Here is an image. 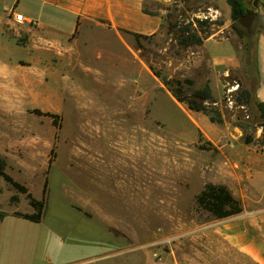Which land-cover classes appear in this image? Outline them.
I'll list each match as a JSON object with an SVG mask.
<instances>
[{
    "label": "rangeland",
    "instance_id": "rangeland-1",
    "mask_svg": "<svg viewBox=\"0 0 264 264\" xmlns=\"http://www.w3.org/2000/svg\"><path fill=\"white\" fill-rule=\"evenodd\" d=\"M220 1L171 0L167 7H153L168 9L163 29L152 35L140 34L143 37L138 40L135 33L124 34L123 47L111 35L107 36V43L97 40L99 34L93 29L76 32L84 42L78 55L83 62L69 67L58 64L59 79L52 81L48 76L45 80L50 89H59L53 111L35 105L47 102L50 89L46 86L35 95L0 94V153L10 162L19 159L8 172L25 184L35 198L45 199V218L40 229L45 240L52 232L64 234L68 250L78 254L81 250L109 253L122 249L125 264H145L143 254L171 249L189 251V258L196 256L201 260L207 257L205 253L197 256V251L211 250L215 253L209 259L215 264H260L231 251L243 248L239 242L244 239L264 254V199L262 205L261 200L254 203L253 197L262 196L241 191L238 181L229 188V145L226 141L223 145L222 140L212 142L194 125L190 119L193 113L186 105L174 103L162 79L188 77L194 80L195 87H201L213 78L210 59L201 45L179 43L181 27L191 23L201 34L207 30L208 38L229 37L237 47L240 65L223 76L222 94L213 79L215 95L221 94L215 99L224 114L223 126L235 132L231 134L233 141L245 142L250 137L252 151L263 150L264 119L260 110L255 103L238 105L235 97L240 85L255 96L260 82L257 51L264 32V0H247L248 6L258 13L250 42L235 32L231 7L226 0ZM196 19L209 20V24L199 25ZM227 23L231 27L223 31ZM20 25L16 22L5 36L14 38L20 33L15 42L25 46L29 33ZM223 51L227 52V46ZM1 53L12 61L20 60L24 68L32 67L27 52L9 42H0ZM15 72L20 76L24 70L18 68ZM74 82L79 90L92 95L95 104L91 106L112 113L109 123L119 131L116 138L109 132L112 125L103 120V115L92 118L76 102ZM4 101L14 104L15 111L10 112ZM36 109L57 117L36 114ZM55 119L58 127L53 123ZM238 122H247L249 127L242 128ZM219 130L209 133L215 137ZM262 165H255V169H262ZM46 179L47 195L43 191ZM209 183L226 186L240 201L242 212L218 218L201 207L197 197ZM6 185L0 177L3 210L13 207L8 200L12 188ZM18 207L25 213L34 212L27 197ZM110 258L103 264H116Z\"/></svg>",
    "mask_w": 264,
    "mask_h": 264
},
{
    "label": "crops",
    "instance_id": "crops-1",
    "mask_svg": "<svg viewBox=\"0 0 264 264\" xmlns=\"http://www.w3.org/2000/svg\"><path fill=\"white\" fill-rule=\"evenodd\" d=\"M168 1L171 0H0V4L3 3L0 7V42H9L12 46L20 47L26 51L27 59L32 64V67L24 68V66H20V60L12 61L4 53L0 54L1 96L13 97L19 92L22 95L24 93L35 95L44 86L50 89L45 80L48 76L52 81L59 79L56 71L58 64L62 63L69 67L83 62L82 57L78 55L82 53L84 42L76 32H90L93 29L96 34H99L97 40L107 43V36L111 35L123 47L124 34L152 35L161 31L166 24L168 9H154L153 7L158 5L167 7ZM220 2H224V0ZM222 5L226 11H229L224 3ZM145 8L154 11L155 15L145 13ZM13 11L23 13L28 20L34 21V24L26 22L20 25L24 31L29 33L25 46L15 42L20 33L13 35L14 38L5 36L6 33L9 34L10 28L16 25L12 16ZM230 27L231 24L227 23L222 30ZM225 46H227V52L223 51ZM201 47L211 62L213 78L211 77L208 81L212 86L214 97L217 98L223 92V85H221L223 76H227L230 70L240 65L237 47L229 37L224 39L207 38ZM257 53L261 78L255 91V98L264 103V32L260 34ZM18 68L24 70L20 76L15 72ZM213 79L222 90L218 96L214 92ZM58 92L59 89L51 88L47 102L35 105L53 111L54 102L55 100L57 102L60 96ZM172 99L177 105H186L177 101L173 96ZM3 105L10 108V112L15 111L14 104H7L4 101ZM189 110L193 113L190 115L193 124L199 126L212 142L216 143L222 140L223 145L224 141L229 145L230 157L227 159L229 175L226 178L229 188L232 189V185H237L238 181L237 186L241 191L260 194L263 198L253 197L252 201L258 203L261 200L260 205H262V199H264V145L260 153L253 152L248 143L231 139V134L235 132H232L228 126L225 127L223 124L211 121L210 123L208 122L209 116L202 112ZM14 125L16 129L19 128L17 122ZM215 128L220 129V133L214 137L209 132ZM0 154L7 162V172L9 167L12 164L15 165L19 160L14 159L10 162L5 155ZM261 164H263L262 169H255V165L260 166ZM6 186L12 188L8 200L13 207L7 210L0 208V212L6 213L3 218H0V264H103L108 261L109 257L114 259L116 264H119L118 261L125 264V252L122 249L109 253H91L81 250L78 254L68 250L69 242L64 234L52 232L45 240V236L40 230L45 217L40 222H33L15 215L16 212L25 213L19 209L18 205L23 197L26 198V194L19 193L9 183ZM233 192L238 191L234 189ZM16 194L19 195L20 200L13 204L10 199ZM239 243L243 248L232 249V253L239 252L244 258H247L248 262L255 259L260 264H264V254L261 249L252 243L245 242L244 239H241ZM227 252L230 253V251ZM197 253H200L197 256L201 257L205 253L204 257L207 258L201 260L193 256L191 259L188 257L189 251L171 249L170 251H152V253L143 254L144 261H142L145 264H215L214 260L209 259L215 252L203 250L197 251ZM118 257L122 258L117 260Z\"/></svg>",
    "mask_w": 264,
    "mask_h": 264
},
{
    "label": "trees",
    "instance_id": "trees-1",
    "mask_svg": "<svg viewBox=\"0 0 264 264\" xmlns=\"http://www.w3.org/2000/svg\"><path fill=\"white\" fill-rule=\"evenodd\" d=\"M184 1V0H181ZM231 5L232 9V20L233 29L241 38H247L249 42L252 39V34H250L244 27L239 23V19L250 13L253 10L248 6L247 0H227ZM145 13L155 15V12L144 9ZM170 16V14L168 15ZM197 24L207 26L209 20L196 19ZM193 24L181 27L179 35V43L181 45H201L205 39H207L210 34L208 31H202L205 34H201V31L197 28H192ZM135 37L140 39L143 37L140 34L135 33ZM249 42L245 43V48L248 50ZM163 82L166 85L168 91L172 96L179 102L185 103L189 109L193 111L202 112L209 116L211 122L223 124L225 122L224 114L222 109L217 104L218 101L213 95V89L210 81H207L201 87H195V82L192 78H168L163 77ZM253 92L244 88L240 85L239 94L235 97V101L238 105H249L250 103H255L261 112V117L264 119V103L260 102L258 99L254 98ZM255 99V100H254ZM39 115H47L56 118L57 115L51 112H42L40 109L34 111ZM55 126L58 127V121L53 120ZM246 143L251 142L250 137L245 138ZM212 145V143H210ZM0 176L4 180L13 186L19 193L26 194L29 204L33 207V213H21L16 212L15 215L21 216L33 222H40L45 215V199H37L34 197L30 189L22 182L16 180L11 174L7 172V162L5 158L0 154ZM44 194L48 193V179H46L44 184ZM20 200L19 195H13L10 199L11 203H17ZM197 201L199 205L209 211H211L218 218H226L232 215H236L242 212V207L240 201L234 197L231 191L224 185H216L209 183L206 185L205 189L198 195ZM6 215L4 212H0V218Z\"/></svg>",
    "mask_w": 264,
    "mask_h": 264
},
{
    "label": "bare ground",
    "instance_id": "bare-ground-1",
    "mask_svg": "<svg viewBox=\"0 0 264 264\" xmlns=\"http://www.w3.org/2000/svg\"><path fill=\"white\" fill-rule=\"evenodd\" d=\"M66 83V82H65ZM66 85V84H65ZM65 87V86H64ZM68 89V88H67ZM72 90H73V96L76 98V102H78V103H80V104H82V106H84L85 108V110H86V112L88 113V114H92V116H90V117H92V118H94V116L96 115V114H98V115H103V120H106V122H108L107 124H110L109 123V121H112V113H108L107 112V109L105 108H103V107H100V108H97V107H94V106H91L90 104H95V102L94 101H92L91 100V97H92V95L91 94H88V93H84L83 91H81V90H79V88H78V86L75 84V82L72 84ZM69 91V90H68ZM67 94H70V93H67ZM87 114V115H88ZM79 120V119H78ZM84 121H86V120H84ZM106 122H103V123H106ZM86 123V122H85ZM88 123V122H87ZM93 125H95V123L93 124ZM110 125H112V124H110ZM87 126V125H86ZM97 126V125H96ZM95 126V127H96ZM109 126V125H108ZM88 127V126H87ZM86 127V128H87ZM94 127V128H95ZM84 128V127H83ZM93 128V127H92ZM108 128V127H107ZM111 128L112 129H110V133H112L113 132V136L112 137H114V138H116L117 137V135H118V133H119V131H118V129H116L115 128V126H111ZM90 129V128H89ZM82 130V129H81ZM85 130H88V129H85ZM95 130V129H94ZM79 131V130H78ZM91 131V130H90ZM93 132V131H92ZM147 132V131H146ZM82 133V132H81ZM97 133H98V131H97ZM101 133V132H100ZM103 133V132H102ZM88 134V133H87ZM94 134H96V132L94 133ZM91 136V135H90ZM79 137V136H78ZM81 138V137H80ZM90 138V137H89ZM93 138V137H92ZM86 139V138H85ZM118 139V138H117ZM90 139H88V141H89ZM93 140H95V139H93ZM97 140V139H96ZM80 141V140H79ZM82 141V140H81ZM120 141V140H119ZM86 142V141H85ZM93 142V141H92ZM95 142V141H94ZM89 143H90V141H89ZM122 143V142H121ZM134 143V142H133ZM126 145V144H125ZM84 146L85 147H87L85 144H84ZM118 146H120V145H118ZM133 147V146H132ZM88 148H89V146H88ZM85 149V148H84ZM87 149V148H86ZM90 149V148H89ZM96 150V149H95ZM98 150V149H97ZM137 150V149H136ZM84 151V150H83ZM85 151H87V150H85ZM97 151H95V153H96ZM123 152V151H122ZM128 152H131V151H129L128 150ZM91 153H93V152H91ZM94 153V154H95ZM119 153V152H118ZM126 153V152H125ZM133 154V153H132ZM99 155V154H98ZM121 155V154H120ZM148 161V160H147Z\"/></svg>",
    "mask_w": 264,
    "mask_h": 264
},
{
    "label": "water",
    "instance_id": "water-1",
    "mask_svg": "<svg viewBox=\"0 0 264 264\" xmlns=\"http://www.w3.org/2000/svg\"><path fill=\"white\" fill-rule=\"evenodd\" d=\"M258 0H256L255 3H257ZM258 17L257 11L250 12L244 16H242L239 19V23L242 27H244L249 33L251 32L256 20ZM238 125L241 126L242 128H247L249 127V124L247 122H238ZM264 127V123L261 124Z\"/></svg>",
    "mask_w": 264,
    "mask_h": 264
},
{
    "label": "built area",
    "instance_id": "built-area-1",
    "mask_svg": "<svg viewBox=\"0 0 264 264\" xmlns=\"http://www.w3.org/2000/svg\"><path fill=\"white\" fill-rule=\"evenodd\" d=\"M12 16H13L14 20L16 22H18V23L29 22L30 24H34V21L33 20H28L23 13H20V12H17V11H13L12 12ZM229 91H231V90L229 89ZM227 99H228L230 104L234 103V100H232L231 97L228 94H227Z\"/></svg>",
    "mask_w": 264,
    "mask_h": 264
}]
</instances>
